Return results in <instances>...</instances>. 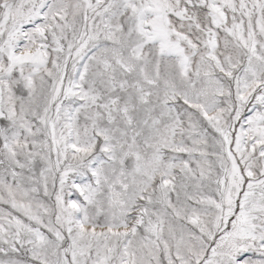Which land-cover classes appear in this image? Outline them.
Segmentation results:
<instances>
[{
  "label": "snow or ice",
  "instance_id": "6c2138e0",
  "mask_svg": "<svg viewBox=\"0 0 264 264\" xmlns=\"http://www.w3.org/2000/svg\"><path fill=\"white\" fill-rule=\"evenodd\" d=\"M0 264H264V0H0Z\"/></svg>",
  "mask_w": 264,
  "mask_h": 264
}]
</instances>
